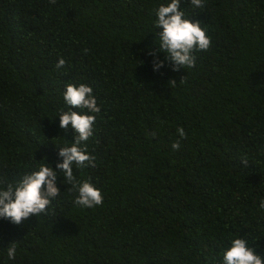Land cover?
<instances>
[{
	"label": "trees",
	"instance_id": "obj_1",
	"mask_svg": "<svg viewBox=\"0 0 264 264\" xmlns=\"http://www.w3.org/2000/svg\"><path fill=\"white\" fill-rule=\"evenodd\" d=\"M169 2L0 0V179L57 170L74 135L59 127L63 92L83 83L101 109L86 141L96 167L73 174L103 196L74 204L58 173L45 214L0 219V264H218L235 238L264 258V0H181L211 46L192 68L154 71L155 10Z\"/></svg>",
	"mask_w": 264,
	"mask_h": 264
},
{
	"label": "clouds",
	"instance_id": "obj_2",
	"mask_svg": "<svg viewBox=\"0 0 264 264\" xmlns=\"http://www.w3.org/2000/svg\"><path fill=\"white\" fill-rule=\"evenodd\" d=\"M54 4L56 0H49ZM192 6L203 8L204 0H190ZM181 0H170L167 5L161 4L155 10L156 19L154 29H161L156 32L159 38V46L155 51H149L153 57V70H158L168 61L173 71L192 68L195 66L196 51H207L211 46V39L206 31L200 27L199 21L185 18V13L180 10ZM87 53V49L84 50ZM165 54L164 61L159 60L157 53ZM66 61L61 57L55 67L61 69ZM183 78L180 83H183ZM172 86L177 82L175 79L168 81ZM65 105L70 106L69 110L62 111L59 116V127L65 131L69 126L73 130V142L70 146L57 147L58 157L62 162L55 165L53 170L47 163L37 165L36 170L25 173L19 180L7 182L0 179V183L6 187L0 188V219L7 220L13 225H20L31 216L45 214L51 201L60 195L57 187L58 173H63V181L70 185L69 192L74 193L73 203L85 208H94L103 203V196L98 188L89 181L77 180L73 174V165L77 168L96 167L95 156L89 155L86 141L93 135V125L96 115L100 113V106L97 104L91 86L86 84H68L63 92ZM71 109H80L82 112ZM180 139H186L187 134L183 127L177 128ZM155 136V133H152ZM180 139L171 144L173 151L181 147ZM246 158L241 164L247 165ZM259 207L264 209V199H261ZM17 243L13 242L7 247L9 260L16 258ZM218 264H264V258L255 253L248 246L244 238H235L230 241V246L222 250L221 259Z\"/></svg>",
	"mask_w": 264,
	"mask_h": 264
}]
</instances>
